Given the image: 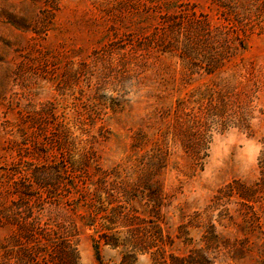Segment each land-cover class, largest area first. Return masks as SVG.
<instances>
[{"label": "trees", "instance_id": "16d2710c", "mask_svg": "<svg viewBox=\"0 0 264 264\" xmlns=\"http://www.w3.org/2000/svg\"><path fill=\"white\" fill-rule=\"evenodd\" d=\"M262 13L264 0H148L130 13L141 19L139 30L118 36L110 45L128 41L130 50L120 54V67L145 66L149 57L169 55L179 58L187 70L184 75L213 73L244 48L248 31L262 20ZM209 91L204 104L188 107L186 100L177 99L172 107H154L144 121L130 127L128 157H135L140 166L133 184L120 178L119 163L103 167L92 145H80L81 133L88 132L80 127L81 113L72 121L56 107H18L14 120L5 113L0 122L6 136L2 156L9 161L0 167V235L5 233L0 238V264H80L78 238L85 228L93 230L97 264H103L102 244L124 248V264L139 253L149 254L154 264H217L221 246L232 258L251 255L245 240L230 241L211 224L196 225L204 228L197 241L189 236L188 224H180L175 237L161 224L160 209L168 195L160 175L172 145L178 143L192 167H198L210 127L232 123L249 129L248 107H225L228 90ZM197 94L199 89L191 96ZM72 123L79 134H74ZM262 145L258 177L251 182L231 180L205 209L236 194L243 222L264 235V138ZM257 202L261 210L255 208ZM181 237L186 248L176 253L170 248L174 238ZM255 247L264 260V236Z\"/></svg>", "mask_w": 264, "mask_h": 264}, {"label": "rangeland", "instance_id": "374dc122", "mask_svg": "<svg viewBox=\"0 0 264 264\" xmlns=\"http://www.w3.org/2000/svg\"><path fill=\"white\" fill-rule=\"evenodd\" d=\"M147 1L0 0V122L5 113L8 119H16L18 107H56L70 121L81 113L80 127L88 132L81 133L80 145H92L103 167L119 163L120 178L133 184L140 166L135 157H128L130 127L138 126L154 107H172L177 99L196 107L206 102L210 89L228 90L230 100L225 107H248L249 129L232 123L210 127L198 167H192L178 143L172 145L160 175L162 190L168 195L160 209L161 224L172 236L180 224H188L194 241L204 231L196 225L211 224L224 238L245 240L252 249L251 255L240 253L232 258L221 246L217 264H264L255 253L256 241L264 235L243 222L236 194L205 209L217 190L231 180L251 182L259 175L264 138V14L248 31L244 48L213 73L198 70L184 75L187 70L179 58L169 55L149 57L145 66L120 67L119 56L130 46L126 38L113 47L110 42L139 30L141 19L130 13ZM196 89L199 94L191 96ZM73 126L74 134H79L78 125ZM5 139L0 130V167L9 161L2 156ZM261 205L257 202L255 208L261 210ZM260 223L264 231V213ZM92 234L91 228H85L79 235L80 264H97ZM174 239L170 249L184 251L182 237ZM99 254L103 264L126 261L122 247L102 244ZM128 261L154 264L147 253Z\"/></svg>", "mask_w": 264, "mask_h": 264}]
</instances>
